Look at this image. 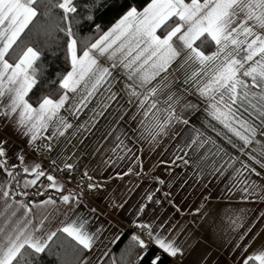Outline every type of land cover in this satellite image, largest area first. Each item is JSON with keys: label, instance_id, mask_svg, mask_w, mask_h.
<instances>
[{"label": "snow or ice", "instance_id": "obj_1", "mask_svg": "<svg viewBox=\"0 0 264 264\" xmlns=\"http://www.w3.org/2000/svg\"><path fill=\"white\" fill-rule=\"evenodd\" d=\"M163 141L205 190L194 209L186 180L144 168ZM145 176L138 200L114 194ZM150 248L148 264H264V0H0V264Z\"/></svg>", "mask_w": 264, "mask_h": 264}, {"label": "crops", "instance_id": "obj_2", "mask_svg": "<svg viewBox=\"0 0 264 264\" xmlns=\"http://www.w3.org/2000/svg\"><path fill=\"white\" fill-rule=\"evenodd\" d=\"M65 115H67V113H65ZM69 119L72 118L69 117ZM80 119L81 120L87 119V117L81 114ZM74 142L75 141H73V143ZM147 147L148 146L145 145L143 152L139 153L142 156L144 168L145 169L151 168L153 174H157L160 178L166 181L171 180V183L173 185V190H175V186L178 185L182 179L186 180L187 183L184 185V187L188 188V191L181 192L180 195L184 196L185 202H188L190 204V207L194 209L198 205V202L201 197V193L204 192L205 190L201 189L200 191H196V188L199 187V185L188 187V185L191 184V178L185 177L184 173L186 169L182 166H179V161H176L174 164L172 163L174 157L171 156L170 153L173 151V143L168 141H163L161 143V146L158 147L151 154L148 153ZM67 150L74 151V149L72 148V144L67 145ZM157 152L160 153L159 156L156 155ZM241 159L246 160V157H241ZM159 160H165L168 161V163H163V164L157 163ZM257 170L259 171L260 169ZM129 183L138 184V187H136L135 190L131 192L128 196L129 203H131L134 200H138L141 196L144 195L145 192L151 190L155 182L149 181L147 176H145L143 179L136 177H132L130 179L129 177H125L124 181H116L114 183L113 185L115 189L114 194L119 196L120 190L126 186H129ZM72 186L74 187L75 185L73 184ZM223 189H224V184H219V191H217L216 189L213 190V193L216 196V199L211 201L213 205L219 202V198L220 195L222 194ZM157 195H160V193H157ZM233 195L235 196V199L232 202L233 206L239 205L241 208H247L250 209L251 211H256V209L260 207L257 204L246 203L243 200H241L240 194L238 192H234ZM188 219L191 220L193 219V217H188ZM259 246H260V241H256L255 243L251 244L249 251L257 249L259 248Z\"/></svg>", "mask_w": 264, "mask_h": 264}, {"label": "trees", "instance_id": "obj_3", "mask_svg": "<svg viewBox=\"0 0 264 264\" xmlns=\"http://www.w3.org/2000/svg\"><path fill=\"white\" fill-rule=\"evenodd\" d=\"M102 21H103V23H105V24H107V23H109L110 21H112V13L109 12V13L104 14L103 17H102ZM18 51H19V50H18ZM39 91H40V92H45V91H47V88H45V87L42 85V86L40 87ZM33 101H35V97H33ZM36 199L39 200V199H41V197H36ZM120 247H123V245H121ZM117 251H118V249H117ZM154 251H155V249H152V248L149 249V254H148V256L145 258L143 264H148V261L150 260V258H151V256H152V254H153ZM118 264H119V261H118Z\"/></svg>", "mask_w": 264, "mask_h": 264}, {"label": "built area", "instance_id": "obj_4", "mask_svg": "<svg viewBox=\"0 0 264 264\" xmlns=\"http://www.w3.org/2000/svg\"><path fill=\"white\" fill-rule=\"evenodd\" d=\"M40 184H41V185L47 184V181H46V180H42V181L40 182ZM38 186H39V185H38Z\"/></svg>", "mask_w": 264, "mask_h": 264}]
</instances>
